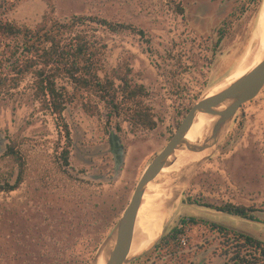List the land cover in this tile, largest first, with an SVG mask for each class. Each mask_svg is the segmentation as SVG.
Returning <instances> with one entry per match:
<instances>
[{"label":"rangeland","instance_id":"374dc122","mask_svg":"<svg viewBox=\"0 0 264 264\" xmlns=\"http://www.w3.org/2000/svg\"><path fill=\"white\" fill-rule=\"evenodd\" d=\"M263 4L264 0H0V19L29 28L49 13L54 19L97 17L142 31L143 36L129 30L112 34L98 26L85 29L104 46L101 76L127 72L132 84L145 88L144 102L156 123L153 130L131 132L122 114L111 115L96 96L74 94L68 84L61 118L71 144L64 167L59 160L65 144L58 128L61 120L36 100L32 75H26L18 88L0 92V186L13 183L17 175L15 160L5 156L8 146L24 168L16 190H0V264H91L143 171L191 106L261 56ZM229 14H234L232 25L216 46L217 30ZM202 116L198 113L194 120ZM203 157L205 161L193 169ZM169 168L162 174L172 179L155 182V188L160 187L147 193H159L158 211L165 214L161 231L170 218L165 234L180 220L193 217L264 243V86L236 112L215 149ZM163 202L170 203L166 212L160 210ZM224 203L252 208L258 222L203 206ZM173 243L174 253L152 250L128 264L226 263L222 239L202 225L187 229ZM142 251L135 242L131 254Z\"/></svg>","mask_w":264,"mask_h":264},{"label":"trees","instance_id":"16d2710c","mask_svg":"<svg viewBox=\"0 0 264 264\" xmlns=\"http://www.w3.org/2000/svg\"><path fill=\"white\" fill-rule=\"evenodd\" d=\"M256 1L260 3L261 0ZM233 16L234 14H229L222 21L217 30L216 46L225 38L234 20ZM93 26L104 28L112 34L129 30L140 36L144 35L142 31L129 25L114 24L105 19L84 15L54 19L49 13H45L33 28L0 19V92L18 88L26 75H32L36 100L57 120H61L58 128L64 134L65 144L59 153V160L64 167H68L71 144L68 127L61 118L69 99L68 84L72 86L74 94L96 96L111 115L119 117L122 114L131 132L150 131L156 126L150 109L144 102L147 92L142 85L132 84L127 72H114L112 77L101 76L100 56L104 46L85 30ZM83 109L90 115L93 114L86 105H83ZM5 156L15 160L17 175L13 183L5 182L0 190L11 192L21 184L24 168L18 153L11 146L7 147ZM203 206L229 216L258 222L252 208L231 203L217 207ZM197 225H202L222 239V256L226 260L224 264H264L263 242L248 234L193 217L180 220L178 226L165 234L154 250L174 253L173 241L187 229Z\"/></svg>","mask_w":264,"mask_h":264},{"label":"water","instance_id":"95a60500","mask_svg":"<svg viewBox=\"0 0 264 264\" xmlns=\"http://www.w3.org/2000/svg\"><path fill=\"white\" fill-rule=\"evenodd\" d=\"M263 86L264 58L251 71L232 82L225 89L210 97L205 95L191 106L166 145L143 171L128 204L122 211L121 216L115 223L111 232L105 238L91 264L95 263L101 251L105 252L104 264H128L154 250L165 235L168 224L171 222L172 218L163 225L160 236L149 248L136 256H129L137 213L147 185L153 180H155L156 183H161L166 179H172L173 176L167 175L166 172L160 175L159 173L162 169H167L175 163L177 153H203L215 149L236 112L242 105L254 99ZM222 105H224V108L222 110H217V108ZM198 113L214 117L216 120L201 140L196 143L186 142L184 140L185 135ZM205 159L206 158L203 157L194 163L192 165L193 169L203 163ZM232 217L246 220L235 216Z\"/></svg>","mask_w":264,"mask_h":264},{"label":"bare ground","instance_id":"6f19581e","mask_svg":"<svg viewBox=\"0 0 264 264\" xmlns=\"http://www.w3.org/2000/svg\"><path fill=\"white\" fill-rule=\"evenodd\" d=\"M260 43H262V46H261L262 49L260 47H259V49H261L262 54L260 53L261 56H259V59L257 60L256 58H253L249 64L242 66L233 75H231L230 78L227 77L225 80L220 82L217 86H215L213 88L212 92H209L207 94V97H210V96L220 92L221 90L225 89L232 82L239 79L241 77L240 76L241 74H242V76L245 75L246 73L251 71L256 65H258L262 61V59L264 58V25L262 28V42H260ZM256 49H258V48H256ZM224 105H226V104H224ZM224 105L217 108V110H222L224 108ZM200 114L203 115L202 118L199 121H197V119L194 120L190 129L187 131L185 138H184V140L186 142L196 143L199 140H201L206 135V133L210 130V128L212 127L213 123L216 120L214 117H211V116H208V115H205L202 113H200ZM197 115L198 114H196V116ZM176 155H177L176 156V158H177L176 163H174L173 166H170L169 170H173L177 163L189 164L192 161H195L198 157H200L202 155V153H187V154H185V153H179L178 154L177 153ZM188 157H191V159H188ZM184 158H186V159L184 160ZM163 170H166V169H162L161 172L159 173V175L162 174ZM168 182L164 183L162 185L165 187L168 185ZM154 183H155V180H153L152 182H150L147 185L145 193L143 195L142 202H141V205H140L138 213H137V219H136V223H135V227H134L131 247L129 250V256H132L133 254H138V253H132L131 254V249L133 248V245L135 244V242L137 243V246L140 248V250H146L147 248H149L151 246L150 244L155 242V240L160 236L161 225L165 219V214H161L158 211V203L159 202L157 201V197H155V196H156V194L159 195V193H156L155 195H147V193L151 192L152 190L154 192L160 187V186H157V188H155ZM162 190H163V188H162ZM158 192H160V191H158ZM173 199L174 198H172L171 200L173 201ZM169 205H170V203H169ZM169 205L166 202H163L162 206L160 207V210L166 212L167 206L169 207ZM149 212H151L152 215H149ZM147 215H148V217L149 216L150 217L148 218ZM135 233H138L136 239H134ZM104 259H105V252L101 251V253H99L98 258L96 259L94 264H104Z\"/></svg>","mask_w":264,"mask_h":264},{"label":"flooded vegetation","instance_id":"af4514ba","mask_svg":"<svg viewBox=\"0 0 264 264\" xmlns=\"http://www.w3.org/2000/svg\"><path fill=\"white\" fill-rule=\"evenodd\" d=\"M114 144H115L116 147L119 146V143H118L117 140H114ZM117 149H119V148L117 147ZM117 152H119V151L117 150Z\"/></svg>","mask_w":264,"mask_h":264}]
</instances>
